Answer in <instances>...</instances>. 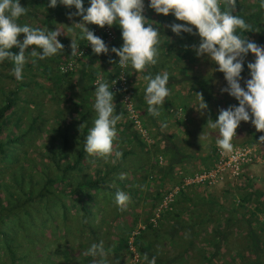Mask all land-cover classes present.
<instances>
[{
  "label": "trees",
  "instance_id": "trees-1",
  "mask_svg": "<svg viewBox=\"0 0 264 264\" xmlns=\"http://www.w3.org/2000/svg\"><path fill=\"white\" fill-rule=\"evenodd\" d=\"M20 2L28 9L27 14L18 21L22 25L54 31V27L66 16L61 11L63 6L58 4L55 8L48 7L49 0ZM236 11L252 26V32L246 33L247 37L264 46V7H261V0H237ZM164 17L158 24L161 31L171 32L169 27L164 29L166 24L184 23L175 20L171 14ZM21 35L18 37L20 40ZM116 37L115 43L107 45L119 48L123 41L118 33ZM58 39L64 45L63 52L36 64L29 61L24 67L22 80H17L13 75L14 65L10 61L0 64V264H90L91 258L85 257L83 253L91 244L101 241L104 242L108 257L112 254L119 258L124 253L133 259L135 254L130 248H134L142 263L146 252L143 234L156 230L150 221L156 218L160 205L169 193L163 189L165 179L158 182L155 177L148 180L149 177L147 179L144 175L143 179L135 176L136 180L130 183L121 180V174L129 171L130 161H127L136 155L132 148L124 151L115 148L111 155L113 159L108 158L106 161L99 155L84 151L85 137L95 118L92 108L94 82L100 79L112 85L121 69L109 61L118 62L119 57L113 53L108 58L105 64L110 65L109 69L104 63L96 67L100 56L91 50L79 60L74 72L63 73L61 65L75 57L71 56L69 38L61 35ZM176 39L182 49L180 47L175 54L185 53L186 48L190 53L191 46L199 42L198 36L188 33L176 35ZM86 42L79 40L78 44L81 47ZM12 51L14 54L19 53L15 46ZM253 56L249 53L245 58L241 74L244 78H250L247 63L254 60L247 58ZM211 67L215 69L218 65L213 64ZM131 70V67L125 70L129 79L127 92L142 118L147 105L144 93H132ZM220 84L221 87L227 86L224 74L211 70L205 71L203 76H194L188 88L183 89L190 103L197 99L196 93L203 95L208 104L204 113L207 121L209 118L215 121L220 109L238 105V101L232 102L230 95L221 92L222 88L218 87ZM122 95L118 92L114 97L117 114L123 107ZM181 106L187 109L186 102H182ZM51 112L53 115L49 121L47 116ZM66 117L71 123L66 121ZM182 123L186 124L187 121L180 122V125ZM116 127L121 133L115 139L116 145L123 141L126 147L146 148L128 121L117 123ZM16 130H20V133L16 134ZM213 135V147L208 154L211 166L216 151V134ZM261 135L264 132L252 133V137L241 144H255ZM157 136L159 139L154 146L158 150L162 144L160 155L167 161L166 172H171L174 178L177 176V166L181 165L180 161L185 155L176 146L173 137L159 132ZM37 141L42 142V145H37ZM117 152L121 153L119 157ZM88 163L99 165L93 174L84 173ZM211 166L196 173L209 170ZM179 174L175 185H181L184 178L192 176L184 172ZM144 186L146 193L143 192ZM223 187L222 191L233 200L234 192H237L234 182ZM244 189L247 194L237 197L240 201L236 205L237 209L228 210L218 203V196L209 189L186 187L169 204V209L161 211L157 222L177 223V237L188 236L191 243L187 251H196V245L191 241L204 234L202 242H207L209 249L208 252H200L207 264H219L217 261H222L223 256L231 250L228 244L232 238L238 239L248 251L250 257L245 264H264V222L259 221V217L264 216V204L258 198L262 196L251 179L246 180ZM117 190L131 197L124 211L113 203ZM252 197L254 203L251 202ZM141 199L148 201L143 214L136 212L132 206L139 208ZM126 217L130 220H125ZM142 226H146L143 231L140 229ZM240 248H243L242 245Z\"/></svg>",
  "mask_w": 264,
  "mask_h": 264
},
{
  "label": "clouds",
  "instance_id": "clouds-1",
  "mask_svg": "<svg viewBox=\"0 0 264 264\" xmlns=\"http://www.w3.org/2000/svg\"><path fill=\"white\" fill-rule=\"evenodd\" d=\"M88 2L90 6L85 8L84 0H49L48 7L51 8L57 7L58 4L66 8L74 7L76 11L69 14V19L73 16L82 18L81 22L67 27L73 33L75 29H79V33L71 37V56L75 57L80 52L79 40L87 41L94 54L107 55L108 46L94 31L89 30L87 25L94 24L101 28L106 25H118L123 43L119 48H111V52L119 57V60H110V63L118 65L121 69L131 67L134 73H145L147 68L159 62L161 32L158 26L154 27V22H150L145 16V0ZM147 7L157 14H171L175 20L184 22L168 25L171 32L177 36L188 33L199 37V42L191 46L195 55L206 57L214 65H218L214 71L222 72L227 82L221 92L238 101V105L220 109L215 121L211 118L207 121L208 128L216 134L217 147L223 153L234 151L233 138L236 137V130L241 122H251L257 132H264V46L247 37L246 33L252 32V26L237 14V0H147ZM261 7H264V0H261ZM27 11L20 0H0V64L10 61L14 65L12 73L17 80L23 79L24 67L29 61L36 64L63 52L64 49L58 37L66 34L65 28L57 27L53 31L29 24L22 25L18 21ZM21 34L22 40L18 39ZM14 46L19 49L18 54L13 53ZM249 53L253 54L255 59L254 62L247 63L250 78L245 80L241 74ZM123 78L124 75L120 79ZM169 78L167 71L155 75L146 72L142 77L146 111L152 117L161 116L165 98L170 96ZM113 81L112 85L100 79L95 83L92 104L95 118L84 142L86 153L104 158L113 152L117 136L116 126L123 115L116 112L115 93L112 88L117 81ZM196 94L197 106L193 108L204 115L208 104L202 94ZM126 120L128 121L127 116ZM168 126V122H161V130L167 129ZM149 138L153 139L150 132ZM207 138L206 135L200 136V139ZM257 143L264 144V135L259 137ZM116 155L120 156L121 153L117 152ZM125 178L126 174H121L120 179ZM130 200L129 194L121 190H117L113 197V203L121 211L127 208ZM83 255L91 258L90 264H108V253L103 241L91 244ZM143 261L144 264H156V257L149 259L145 254Z\"/></svg>",
  "mask_w": 264,
  "mask_h": 264
},
{
  "label": "crops",
  "instance_id": "crops-1",
  "mask_svg": "<svg viewBox=\"0 0 264 264\" xmlns=\"http://www.w3.org/2000/svg\"><path fill=\"white\" fill-rule=\"evenodd\" d=\"M63 6V5H60ZM84 6L87 8L89 5L88 0H84ZM61 9L63 17L59 23L58 27L65 28L67 32V27L71 26V19H69V14L73 13L76 9L67 8ZM150 22H154L153 26L157 27L158 30L160 25L159 22L164 19V16L159 15H145ZM160 16V17H159ZM65 25V26H64ZM115 26L116 33L119 34L121 38V30L118 25ZM88 27V26H87ZM168 28V24L164 25V29ZM161 48H160V59L156 65L150 66L146 69V72H151L153 75L162 73L167 71L169 74V83L168 87L170 88V96L165 98L164 107L161 108V116L158 118L152 117L146 111V114L143 115V120L146 125V128L152 135L154 140L159 139L157 136V132L166 134L167 137H173L174 143L178 148H181L182 152L184 153L185 157L180 161V166H177V175L180 176L179 173L184 172L186 174L192 175L198 171H201L206 166H211L208 161V154L202 156L199 154V150H197L196 154H190L186 151L188 146H190L191 139L190 137L197 138L201 144L200 146L203 148L204 143L208 142L207 139H200V136H207L209 128L204 127L205 122L207 120H203L199 115V112L196 113L193 111L195 108L192 106V103L189 102L188 96L186 92L183 90L184 88H188V83L192 82V78H194L195 72L194 70L198 69L197 67H201L207 62H204L205 57H197L194 55V51L190 49V53H188V48H186L185 53L175 54L177 50L180 49V44L176 39V34L173 32L161 31ZM79 33V29H75V33L73 31L67 33L70 37H74L75 34ZM65 37H68L66 34H62ZM71 44V41L69 42ZM109 48V53L107 55L100 54V62L97 63L96 67H99L104 63L106 68H110V65L105 64L108 62V58L112 57L111 48L112 45H107ZM191 48V47H190ZM182 49V47H181ZM182 52V50H181ZM195 56V57H194ZM101 60H104L103 62ZM109 64V63H108ZM145 73H134L132 69L130 71V80L132 83V93L137 95L138 93H144V81L142 79ZM136 85V86H135ZM182 88V90H181ZM182 102H186L187 109L181 106ZM196 110V109H195ZM123 116V115H122ZM182 117H185L187 123H182ZM152 119H155L152 121ZM192 120V121H191ZM156 121V123H155ZM168 122V128L161 130V122ZM154 124H153V123ZM120 122L118 121V124ZM151 123V124H150ZM204 124V125H203ZM157 125V127H155ZM160 129V130H159ZM158 130V131H157ZM197 140L195 141V143ZM193 143V142H192ZM204 149V148H203ZM175 222H161L155 226L154 231H149L144 233V249L145 254L148 255L149 259L152 257H156V264H207L204 262L202 257V253L209 247L206 243H203L204 234H201L196 237L194 241H191L192 244L196 245V251H187V247L190 246V241L186 236L181 238L177 237L175 233L176 230ZM181 225H178V227ZM186 226V225H184ZM195 230H197V226H194ZM174 230V231H173ZM173 231V234H172ZM208 231H211V226L208 227ZM202 253H201V252ZM118 257L116 255L113 256L114 263L117 264H125V256L122 254ZM219 259V258H217ZM218 262V261H217ZM144 264V261L142 262Z\"/></svg>",
  "mask_w": 264,
  "mask_h": 264
},
{
  "label": "rangeland",
  "instance_id": "rangeland-1",
  "mask_svg": "<svg viewBox=\"0 0 264 264\" xmlns=\"http://www.w3.org/2000/svg\"><path fill=\"white\" fill-rule=\"evenodd\" d=\"M148 13H149V16L150 15H159V14L155 13L154 10L146 7L144 14L148 15ZM161 16H163V14H161ZM81 20H82L81 17L73 16L71 19V22H70L71 26H73L74 23L81 22ZM57 27H58L57 25H56V27H54L55 30L57 29ZM71 31L72 30L67 29L66 35H68L67 33L71 32ZM68 38H69V41H71L70 35H68ZM21 40H22V35H21ZM247 59L248 60H254L255 57L253 56V57H250ZM204 62H207V64H204L201 67L199 66V67H197L198 69L194 70L195 75L203 76L205 71L214 70V68L212 69V67H211L213 65V63L210 60H208L206 57L204 58ZM244 79L246 80L248 78L246 77ZM72 83L74 84L73 81H72ZM241 84L243 87L244 86L243 80L241 81ZM221 85L222 84H220L218 87H221ZM221 88H224V87H221ZM232 100H233L232 102L236 101L235 98H233V97H232ZM232 105H235V104H232ZM192 106H197V99H194V101L192 102ZM193 111L196 113L195 109ZM120 113H123V116L119 122H122V123L126 122L127 121L126 115L124 114V111L122 109L119 111V114ZM52 115H53V112L48 113L47 118L49 119V121H51ZM199 115L201 116V118L203 120H206V117H204V115H201L200 113H199ZM67 120L71 123V120L66 117V121ZM181 120L183 122L186 121L185 117H182ZM204 127L207 128L208 125L205 124ZM131 129H133V127ZM15 133L16 134L20 133V130H16ZM252 133H257V131L252 126L251 122H241L240 126L236 130V137L233 138L234 146H236V147H240V146L255 147L258 150L257 155L259 154V156H260L259 157L260 161L257 162L256 164L250 165L248 168H246L245 174L237 182L236 181L234 182V185L237 186V192L236 191L234 192V195H235L234 199L230 200V197L222 191L223 188H225V187H223V185L215 186L213 188H201L202 190L203 189L204 190L209 189V191H211L213 194L217 195L219 198L218 203L223 204L228 210H236L237 209L236 205L240 202L239 199H237V197H239L240 195L243 196L244 194H247V192L244 189V186H245L247 179H251L253 181V186L255 187V189H258L259 193L262 196V197H258V198H260V200H262L263 204H264V144H258L257 143L258 140L256 141L255 144H252V145L251 144H249V145H242L241 144L243 142H247V140H249L250 137H252L251 136ZM207 134H208V142L204 143V146H203L204 149L200 146L201 144H199V146H197V144L200 143L197 138L190 137V139H191L190 146H188L186 151L190 154H196L197 150H199V148H200L199 154H201L202 156L209 154V152L211 151V148L213 147V142H214V135L213 134H214V132H213V130L209 129V132ZM119 136H121V133L118 132V130H117L116 138H118ZM196 140H197V142L195 143ZM155 141L156 140H154V139H151L148 142H144L142 140V143H145V145H146V148L142 149L140 147H126V143H123V141L121 142V144L116 145L117 142L114 140L113 151H115V148H119L121 151L129 150V148H132L133 150L136 151V155L132 156L127 161V162L130 161V165H128L129 171L126 174L125 180H127L129 183L136 180L135 176H137V178H138V176H140V178L143 179V176L145 175V176H147V179L149 177L148 180H150L151 177H155V179L158 182L162 181V180L160 181V179H165V182L163 184V189L166 190V192L170 193L171 190H173L175 187L178 186V185H175V183H177L176 178H179V176L177 175L173 178L171 172H166V169L168 168L167 167V161L165 160V158L163 156L160 155L161 152H159L162 148V144H160L158 146L159 148L157 150L156 149L157 146H154ZM36 144L41 146L42 142L37 141ZM111 155L108 156L107 158L102 157V160L106 161L108 158H112ZM160 157H163L162 164H160V162H161ZM112 159H110V160L112 161ZM87 165H88V167L84 171L85 174H93L96 171V168L99 166L97 164L89 165V163ZM133 172H134V174H133ZM243 177H245V180L243 179ZM142 185H144L143 182H142ZM149 188H150V186H149ZM144 190L145 191H143V192L146 193V187L145 186H144ZM143 199L140 200V204H139L140 207L139 208L134 207V205H132L133 208H135V211L138 213H141V214L144 213V210L146 208L145 203H148L147 200H143ZM232 201L235 202V205ZM254 201H255V199H254V197H252L251 202L254 203ZM249 208L251 209L252 207H249ZM128 210L130 211L131 209H128ZM132 212H134V210ZM244 212H245V210H244ZM262 219H264V216L261 215L259 217V221L263 222ZM125 220L129 221L130 218L126 217ZM231 240L232 241L228 244L231 247V250L229 251L228 254L224 255L222 261H218V263L219 264H224V263H227V264H245L247 262V258L250 257L248 251L244 248L243 244L239 243L238 239L232 238ZM241 245L243 248H240ZM222 252H224V250ZM123 255L125 256V260H126L125 264H132V258L128 254L125 255L123 253ZM233 257H235V259H233ZM232 259H233V261H232ZM116 260H118V258ZM108 264H115L112 254L109 255V257H108Z\"/></svg>",
  "mask_w": 264,
  "mask_h": 264
},
{
  "label": "built area",
  "instance_id": "built-area-1",
  "mask_svg": "<svg viewBox=\"0 0 264 264\" xmlns=\"http://www.w3.org/2000/svg\"><path fill=\"white\" fill-rule=\"evenodd\" d=\"M147 7V0H145V8ZM88 27L94 31L95 35L102 38L104 42L107 44L116 42V33L114 31V27L104 26L101 28L98 25L89 24ZM91 45H87V42L84 46L79 48V53L75 56L74 60L61 65V71L63 73L74 72L79 64V60L84 58L91 51ZM121 69V68H120ZM126 69H121L120 74L115 77L116 84L113 86L112 91L116 94L121 92L122 99V109L124 110L128 121L133 126L134 130L138 133V135L143 139V141H150L149 132L146 128L143 118L139 115L137 110L135 109L133 100L127 91H129V79L126 74ZM124 75L123 79L122 78ZM98 80V79H97ZM96 80V81H97ZM94 82V86L95 83ZM114 83V81H113ZM215 160L209 170L202 171L197 173L194 176L186 177L182 180L181 185H178L170 193L166 196L162 205H160L159 210L156 213V218L152 219L150 223L153 226L157 225V218L159 217L162 210L169 209V204L175 201V198L180 195L182 190L189 186H197L202 188H213L215 186L225 185L230 182H237L246 172V168L250 165L256 164L260 161L259 154L257 155V149L255 147L249 146H234V151L231 153H223L215 144ZM160 164L163 162V158L160 157ZM264 222V219H262ZM146 226L140 227L141 231L145 230ZM132 243V240H131ZM131 252L134 253V257L132 259V264H141L140 258L137 253H135L134 248H130Z\"/></svg>",
  "mask_w": 264,
  "mask_h": 264
}]
</instances>
